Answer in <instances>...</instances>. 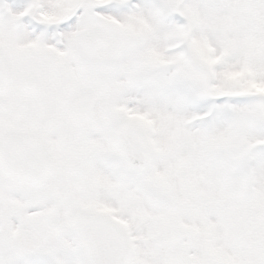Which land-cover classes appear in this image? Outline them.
<instances>
[{"label": "snow or ice", "instance_id": "6c2138e0", "mask_svg": "<svg viewBox=\"0 0 264 264\" xmlns=\"http://www.w3.org/2000/svg\"><path fill=\"white\" fill-rule=\"evenodd\" d=\"M0 264H264V0H0Z\"/></svg>", "mask_w": 264, "mask_h": 264}]
</instances>
